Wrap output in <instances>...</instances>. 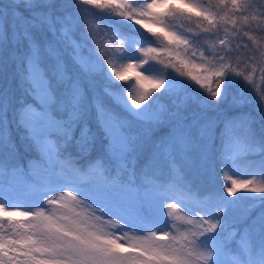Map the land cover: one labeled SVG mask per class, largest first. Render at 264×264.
Wrapping results in <instances>:
<instances>
[{
    "label": "snow or ice",
    "instance_id": "snow-or-ice-1",
    "mask_svg": "<svg viewBox=\"0 0 264 264\" xmlns=\"http://www.w3.org/2000/svg\"><path fill=\"white\" fill-rule=\"evenodd\" d=\"M0 264H264V0H0Z\"/></svg>",
    "mask_w": 264,
    "mask_h": 264
},
{
    "label": "rangeland",
    "instance_id": "rangeland-1",
    "mask_svg": "<svg viewBox=\"0 0 264 264\" xmlns=\"http://www.w3.org/2000/svg\"><path fill=\"white\" fill-rule=\"evenodd\" d=\"M125 23H127V22H125ZM133 27H138V26H133ZM141 31H143L142 29H141ZM145 35H148L147 33H145ZM124 46H127V45H124ZM137 47H138V45H137ZM136 55H138V56H142V54L141 53H136ZM126 62H130V61H126ZM152 63H155V62H152ZM117 66H119V64H117ZM116 83H122V82H116ZM129 83H131V82H129ZM252 170L251 169H248V170H240V172H238V176H240V175H248L250 172H251ZM233 178H237V177H233ZM248 178H252L250 175H248ZM244 193L243 192H240V193H238V195H243ZM17 219H21L20 217H18Z\"/></svg>",
    "mask_w": 264,
    "mask_h": 264
},
{
    "label": "trees",
    "instance_id": "trees-1",
    "mask_svg": "<svg viewBox=\"0 0 264 264\" xmlns=\"http://www.w3.org/2000/svg\"><path fill=\"white\" fill-rule=\"evenodd\" d=\"M5 2H6V0H5ZM124 47L127 49V46H124ZM117 64H120V62H119V61H116V65H117ZM8 72H9V73L11 72V69H10V68L8 69ZM167 72L171 73L172 70L169 69V70H167ZM172 74L175 75L174 73H172ZM129 82H132L131 79H130ZM119 84H120V83H119ZM223 183H224V180H223V178H222V175H221V174H218V175H217V179H216V186H217V188L219 187V185H221V184H223Z\"/></svg>",
    "mask_w": 264,
    "mask_h": 264
}]
</instances>
